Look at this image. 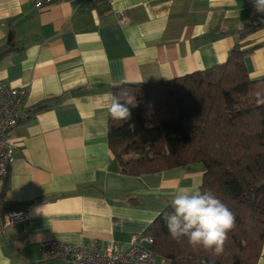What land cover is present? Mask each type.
I'll return each mask as SVG.
<instances>
[{
	"label": "crops",
	"instance_id": "1",
	"mask_svg": "<svg viewBox=\"0 0 264 264\" xmlns=\"http://www.w3.org/2000/svg\"><path fill=\"white\" fill-rule=\"evenodd\" d=\"M246 26L256 30L240 39ZM9 31L15 47L0 61V80L27 95L0 193L6 182L3 202L27 219L7 225L0 207V264H59L42 257L44 241L125 248L176 190L198 189V163L120 173L107 141L113 87L210 69L237 43L254 48L248 77L264 78V13L254 0H61L41 11L31 0H0V49ZM45 101L49 108L32 111Z\"/></svg>",
	"mask_w": 264,
	"mask_h": 264
},
{
	"label": "trees",
	"instance_id": "2",
	"mask_svg": "<svg viewBox=\"0 0 264 264\" xmlns=\"http://www.w3.org/2000/svg\"><path fill=\"white\" fill-rule=\"evenodd\" d=\"M246 26L243 39L255 32ZM15 47L12 31L0 61ZM254 48L237 43L225 63L178 78L121 84L111 95L129 106L128 120L108 115V147L127 176L150 175L201 164L198 187L211 191L235 215L224 251L193 247L173 239L163 217L167 206L143 233L152 238L156 259L166 264H257L264 245V78L250 79L244 58ZM47 101L32 109L49 108ZM21 117V116H20ZM3 211L18 210L3 202Z\"/></svg>",
	"mask_w": 264,
	"mask_h": 264
},
{
	"label": "built area",
	"instance_id": "3",
	"mask_svg": "<svg viewBox=\"0 0 264 264\" xmlns=\"http://www.w3.org/2000/svg\"><path fill=\"white\" fill-rule=\"evenodd\" d=\"M33 7L41 11L61 0H31ZM97 2L99 0H85ZM26 91L15 89L0 80V181L8 177L9 164L17 147L11 136L25 106ZM27 219V210H10L4 213L7 225L21 224ZM151 237L133 236L125 248L110 245L100 251L96 246L71 245L59 241H44L40 252L46 261L59 264H156Z\"/></svg>",
	"mask_w": 264,
	"mask_h": 264
},
{
	"label": "clouds",
	"instance_id": "4",
	"mask_svg": "<svg viewBox=\"0 0 264 264\" xmlns=\"http://www.w3.org/2000/svg\"><path fill=\"white\" fill-rule=\"evenodd\" d=\"M257 12L264 13V0H254ZM113 119L128 120L129 106L112 96L108 108ZM172 211L163 217L173 239L187 238L193 247L211 249L216 255L224 251L228 232L236 223L233 212L211 191L185 186L176 190Z\"/></svg>",
	"mask_w": 264,
	"mask_h": 264
},
{
	"label": "rangeland",
	"instance_id": "5",
	"mask_svg": "<svg viewBox=\"0 0 264 264\" xmlns=\"http://www.w3.org/2000/svg\"><path fill=\"white\" fill-rule=\"evenodd\" d=\"M15 89H17V88H15ZM134 236H140V235H134ZM132 237H133V236H132ZM132 237H130V239H131ZM129 241H130V240H129ZM128 243H129V242H128ZM128 243H127V244H128ZM113 244H114V243H113ZM127 244H126V245H127ZM71 245H72V244H71ZM110 245H112V244H110ZM110 245H109V246H110ZM114 245H116V244H114ZM78 246H79V245H78ZM82 246H84V245H82ZM109 246H108V247H109ZM117 246H118V245H117ZM108 247H107V248H108ZM118 247H119V246H118ZM119 248H120V247H119ZM121 249H122V248H121Z\"/></svg>",
	"mask_w": 264,
	"mask_h": 264
}]
</instances>
